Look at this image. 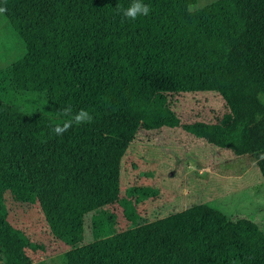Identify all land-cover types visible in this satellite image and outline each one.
<instances>
[{
  "label": "trees",
  "instance_id": "obj_1",
  "mask_svg": "<svg viewBox=\"0 0 264 264\" xmlns=\"http://www.w3.org/2000/svg\"><path fill=\"white\" fill-rule=\"evenodd\" d=\"M0 0L25 53L0 69V252L33 264L4 193L38 204L66 264H264V223L192 203L84 242L88 214L118 201L121 159L139 129L181 126L256 161L264 181V0ZM216 92L214 121L180 123L174 94ZM18 92L46 96L28 110ZM70 107V115H64ZM81 109L92 120L53 128ZM87 216V217H86Z\"/></svg>",
  "mask_w": 264,
  "mask_h": 264
},
{
  "label": "rangeland",
  "instance_id": "obj_2",
  "mask_svg": "<svg viewBox=\"0 0 264 264\" xmlns=\"http://www.w3.org/2000/svg\"><path fill=\"white\" fill-rule=\"evenodd\" d=\"M210 1L196 0L195 6ZM24 53L23 41L0 13V69ZM16 100L31 111L47 112L49 106L46 96L38 92H18ZM169 105L180 123L214 121L222 99L213 91L178 93L169 98ZM125 152L119 199L87 215L84 242L95 234L125 230L192 203H209L227 215L264 223V181L253 158L236 156L181 126L141 128ZM4 198L8 218L33 264H66L65 247L47 230L38 204L15 202L9 191ZM2 257L0 252V264Z\"/></svg>",
  "mask_w": 264,
  "mask_h": 264
},
{
  "label": "clouds",
  "instance_id": "obj_3",
  "mask_svg": "<svg viewBox=\"0 0 264 264\" xmlns=\"http://www.w3.org/2000/svg\"><path fill=\"white\" fill-rule=\"evenodd\" d=\"M5 11L4 8H0V12ZM150 9L148 6L142 4L140 0H133V3L126 9L123 10V14L132 19L135 20L137 16L139 15H147L149 13ZM72 112L71 108H65L63 111L64 115H70ZM92 120L91 115L87 110L81 109L79 112L75 113L71 116V119L66 120L62 125L57 124L53 128V132L55 135L60 136L63 135L65 131H67L70 127H72L73 123L79 125L82 123H87ZM261 159H264V155L260 157Z\"/></svg>",
  "mask_w": 264,
  "mask_h": 264
}]
</instances>
